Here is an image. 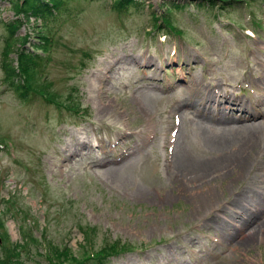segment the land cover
Listing matches in <instances>:
<instances>
[{
    "label": "rangeland",
    "instance_id": "1",
    "mask_svg": "<svg viewBox=\"0 0 264 264\" xmlns=\"http://www.w3.org/2000/svg\"><path fill=\"white\" fill-rule=\"evenodd\" d=\"M113 1L64 0L43 24L0 0V260L48 264L54 248L66 264H264V113L213 125L191 107L175 111L195 104L189 88L212 84L245 103L264 99V0H216L223 8L213 10L174 0L189 3L168 13L175 31L153 26L175 7L166 0H128L122 10ZM17 17L28 49L38 25L53 43L37 51L47 60L31 86L80 114L41 94L23 99L4 80L7 24ZM233 109L215 117H236ZM78 142L91 149L70 158ZM178 151L188 162L174 163ZM190 165L208 168L199 173L215 195L207 202ZM239 192L248 199L233 204ZM250 229L255 239L240 245Z\"/></svg>",
    "mask_w": 264,
    "mask_h": 264
},
{
    "label": "trees",
    "instance_id": "2",
    "mask_svg": "<svg viewBox=\"0 0 264 264\" xmlns=\"http://www.w3.org/2000/svg\"><path fill=\"white\" fill-rule=\"evenodd\" d=\"M13 5L19 8V15L22 16V18L25 21H30V18L32 16H35L36 18H40L43 24H46L50 20H54L56 17V14L54 12L55 8L61 4L64 0H10ZM128 0H114L113 3L115 7L118 9H123L127 6ZM168 4H171L172 6H166L165 13L160 15V18L155 16V22L153 23L154 28L158 30L162 25H167L173 30L175 28L172 26V24L169 21L170 16L168 13H170L174 9H179L177 5L174 4V0H166ZM194 2V0H190ZM198 1V6H206L210 9H215L216 7L219 9H222L223 6L221 4L217 5L216 0H196ZM195 1V2H196ZM237 2L236 0H219V2ZM188 3V2H187ZM180 4V3H179ZM196 5V6H197ZM186 7V3L182 5L181 8ZM168 9V10H167ZM167 10V12H166ZM22 25V21L19 17L15 18V20L11 21V24H7L10 28H8V36L4 39V47L2 49V56H1V67L3 71V78L6 81L8 85H10L16 93L23 97V99H30L31 97L41 94L47 97V101L50 103L55 104L57 107L62 106L64 108H74V111H80V108L77 109L78 105L73 104L69 105L68 103L65 105H61V102L59 101H53V99L50 96V91H37L33 89L31 86L32 84L36 85L37 80L39 79V69L43 68V61L47 60L37 53V50H43L44 53L46 50L50 49L51 43L50 38L51 35L47 32H44V30L40 29V26L35 29L34 35L36 42H31V46L28 49L25 45L28 42V37L25 35H18L19 27ZM41 39L42 42H40L38 39ZM15 53V60L12 58L13 54ZM45 81V78L43 79ZM39 85V84H38ZM65 102H70V98L66 97ZM10 251L8 250V253H15L17 248L11 246ZM111 251L116 252V247L111 246ZM107 253V251H104ZM54 254H57L55 249L53 248L52 251L49 253L50 259L48 264L51 262L52 264H66V259L59 260L57 257H55ZM58 256V255H57ZM13 256H4L0 260V264H14Z\"/></svg>",
    "mask_w": 264,
    "mask_h": 264
},
{
    "label": "bare ground",
    "instance_id": "3",
    "mask_svg": "<svg viewBox=\"0 0 264 264\" xmlns=\"http://www.w3.org/2000/svg\"><path fill=\"white\" fill-rule=\"evenodd\" d=\"M184 65L188 66L189 69H191V68L194 69L195 68V66L193 64H188V63H186V61H183L182 67ZM188 91H190L191 94L195 95V97L197 98L195 104L192 106L191 104H188V103L184 104L183 102H180V103L177 104V106L175 108V111L179 112L180 108L182 106H186L188 108L191 107L193 109L192 114L194 113L193 114L194 116L198 115L196 117H199V118H201V119H203V120H205L207 122H210V124H213V125L214 124H220V123H223V122H234L235 120L236 121L246 120V119H249V118H253V116L256 115V114H258L257 118H259V117H262V115L264 113V99H260V100H258V102H255V103H245L240 97H237L235 95L226 94L224 92H222V93L220 92L219 93V87L216 84H212L208 88V90L206 92L201 90V89H199L198 87H195V89L193 91H192V88H189ZM199 100H200V102L198 103ZM103 104L104 103H101V106H104ZM233 106L236 109L240 108L239 109V113L237 114L236 117L225 118V119H221V118L215 117V112H225L226 110L233 111L234 110ZM209 110L211 111L212 119L210 118L209 115H206V112L209 111ZM224 114L226 115V113H224ZM178 120H179V118H178ZM245 127H246L247 132H249V135L251 137H253L255 135L254 132L256 131V129L251 128L250 126H247V125ZM245 127H243V128H245ZM134 133H138V131H135ZM230 134L232 135V132H231V130H228V131L220 134L221 135L220 138H224V136H229ZM133 135H136V134H133ZM143 137H145V133H143ZM76 145L78 146V149H77V146L74 148L73 154H69L68 155L70 158H74L75 155L77 156L76 152L81 154V150H84L85 148L87 149V151H89L91 149V146L89 144L84 143V142H78ZM109 151H111V150H106V149L103 150L104 155L106 156L109 153ZM174 152H175V150H174ZM174 152L171 155L172 159H173V156H174V163H175L176 159H177L178 163H183V160L184 161L186 160V159H184V155H183V153H181V151L180 152L178 151V154L177 153L174 154ZM118 156L120 157V159H123L125 157V155L122 154L121 151L119 152ZM240 158H245V156L242 155V156H240ZM107 160H108V158H105L102 161L98 162L97 165L103 164ZM115 160H117V158H115ZM117 162L118 161H114L113 160V163H117ZM186 162H188V160H186ZM230 162L233 164L234 163V159H232ZM188 167H189L188 169H189L190 177H192V182H194V183L199 182L200 185L202 187H204V190H208V191H204L203 194H205V195H204L203 199L200 202L204 203V202H207L211 197H215V195L208 189L207 186H203L202 185V184H204V181H201V180H205V175L206 174H204V173L199 174L202 170H206L208 168L205 167V165H203V166L201 165L199 167V169H197L196 167H193L191 165L188 166ZM177 168L180 170L181 173H183L182 172V168H185V167L181 165V166H177ZM243 169H244V164H239L238 166L234 165V167L230 171V172H232V176L229 177V178L224 179V181H225L224 187H226V184H228L229 182L233 181L234 178L237 176V174H239ZM221 170L222 169L217 170V171L221 172ZM253 192H254V194H256L257 193V189L255 190V188H254ZM247 195H248V193L239 192L237 195L234 196L233 204L247 201V199H248ZM227 214L229 216L233 217L232 211H228ZM236 214L238 215L237 212H236ZM213 222L216 223V224H221L222 223V221L220 219H218V218L213 219ZM244 223H248V220L245 219ZM256 227L259 228L258 225ZM240 228L244 229L243 226H241ZM253 232H255L254 229L248 230V233L241 238V240L239 241V244L242 245L243 241L250 242V241H252V239H255L254 238L255 235H254ZM256 234H258V232ZM238 236H239V234H237L235 237H233V239L237 238Z\"/></svg>",
    "mask_w": 264,
    "mask_h": 264
}]
</instances>
